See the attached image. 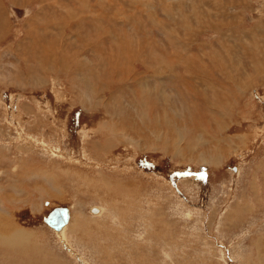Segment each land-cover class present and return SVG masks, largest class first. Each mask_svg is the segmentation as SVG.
Listing matches in <instances>:
<instances>
[{
    "label": "rangeland",
    "instance_id": "1",
    "mask_svg": "<svg viewBox=\"0 0 264 264\" xmlns=\"http://www.w3.org/2000/svg\"><path fill=\"white\" fill-rule=\"evenodd\" d=\"M0 264H264V0H0Z\"/></svg>",
    "mask_w": 264,
    "mask_h": 264
},
{
    "label": "water",
    "instance_id": "2",
    "mask_svg": "<svg viewBox=\"0 0 264 264\" xmlns=\"http://www.w3.org/2000/svg\"><path fill=\"white\" fill-rule=\"evenodd\" d=\"M69 220L70 211L68 208H56L45 219V223L54 230L60 231L69 223Z\"/></svg>",
    "mask_w": 264,
    "mask_h": 264
},
{
    "label": "bare ground",
    "instance_id": "3",
    "mask_svg": "<svg viewBox=\"0 0 264 264\" xmlns=\"http://www.w3.org/2000/svg\"><path fill=\"white\" fill-rule=\"evenodd\" d=\"M116 67V66H115ZM125 67V66H124ZM150 101V100H149ZM151 103V102H150ZM97 210V212L99 211V209L97 208L96 209ZM101 211V210H100ZM97 212H94V213H97ZM93 213V214H94ZM72 218V216H71V212H70V219ZM46 224V223H45ZM69 224H70V220H69V223L65 226V227H68L69 226ZM47 225V224H46ZM48 226V225H47ZM48 227H50V226H48ZM65 227H63L60 231H57V230H54L53 228H51V229H53L54 231H56V232H62L63 231V229L65 228ZM20 235V234H19ZM23 234L21 233V236H22ZM61 235V234H60ZM63 235V234H62ZM26 243H28L29 244V241H26Z\"/></svg>",
    "mask_w": 264,
    "mask_h": 264
}]
</instances>
